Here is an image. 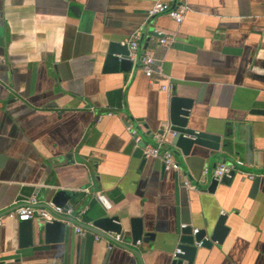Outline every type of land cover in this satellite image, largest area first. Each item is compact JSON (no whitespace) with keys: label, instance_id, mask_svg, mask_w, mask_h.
Returning a JSON list of instances; mask_svg holds the SVG:
<instances>
[{"label":"crops","instance_id":"obj_1","mask_svg":"<svg viewBox=\"0 0 264 264\" xmlns=\"http://www.w3.org/2000/svg\"><path fill=\"white\" fill-rule=\"evenodd\" d=\"M156 1L0 0V264H171L182 224L213 230L221 214L229 234L196 264H264V114L253 112L264 110V0H188L182 23L150 16ZM160 31L174 41L161 44ZM135 34L137 58L156 59L152 77L137 59L129 73L106 72L109 43ZM174 91L193 99L194 128L222 138L219 151L179 150V171L143 152L158 137L170 145L160 130ZM224 160L260 176L254 195L239 172L209 191ZM59 190L80 222L120 215L133 247L130 220L141 218L154 238L135 246L140 256L70 224L46 242L33 219L34 244L20 247L19 220L6 214Z\"/></svg>","mask_w":264,"mask_h":264},{"label":"water","instance_id":"obj_2","mask_svg":"<svg viewBox=\"0 0 264 264\" xmlns=\"http://www.w3.org/2000/svg\"><path fill=\"white\" fill-rule=\"evenodd\" d=\"M153 33L156 35V32ZM129 54L130 50L127 44H122L118 41L110 42L105 49V71H122L125 73L132 71L135 62L128 58ZM139 60L140 56H138L136 60V65H138ZM192 107L193 99L190 97L180 96L176 94V92L171 97L169 115L160 130L162 135H167L171 139L170 145L166 147V149H170L175 155H178L179 150L184 155H188L195 145L219 151L221 149L222 139L220 135L212 134L204 130H197L193 127V123H191L190 120ZM253 112L264 114V110L261 109H255ZM231 149V146H228L227 144L224 145V150L226 152L231 151ZM233 161L235 160H224L221 162L230 163ZM236 175L237 172L232 171L229 176H224L220 181H217L212 177L209 184V191H216L219 183L229 184ZM260 182L261 178L260 176H257L253 181L252 195L258 191ZM52 201L65 208L71 206V204L68 203V193L65 190L57 191ZM60 217L72 220L83 228L88 229L97 235L108 238L115 243L116 246L134 251L139 256L140 252L135 246L142 241L148 242L154 238V233L145 230L141 218L130 220L132 247L128 244L116 242V240H114V237L118 234L122 235L125 233V221L120 215H110L106 213L93 220L90 224L80 222L78 219L71 216L61 215ZM226 220L227 215L221 214L213 230L204 228L199 230L198 233H193V228L190 226L182 229L180 243L178 245V249L181 250V253L174 255L171 264H196L195 261L197 254L201 248H211L215 242L222 243L229 234L230 228L227 226ZM66 226L67 224L60 220H55L51 223L42 222L39 227V232L44 234L46 242H60L65 237ZM19 230L20 247L26 248L32 246L35 239V225L33 220L19 221ZM199 242H202V244L198 245ZM15 262H20V258H16Z\"/></svg>","mask_w":264,"mask_h":264},{"label":"built area","instance_id":"obj_3","mask_svg":"<svg viewBox=\"0 0 264 264\" xmlns=\"http://www.w3.org/2000/svg\"><path fill=\"white\" fill-rule=\"evenodd\" d=\"M175 2V4H172ZM189 10L188 0H157L153 5L152 9L150 10V16H156L160 14H167L171 18H173L176 22L182 23L185 19L186 13ZM159 42L164 45H169L174 41V38L171 36H167L163 34V32H158ZM126 44L129 46L130 54L129 59L135 61L137 59V51L140 47L139 37L138 35L132 36ZM140 63L141 68L144 73L148 77H152L155 66H156V59L151 52H147L144 55L140 56ZM129 131L135 135L137 134L136 129L134 128L133 124L128 125ZM138 140V139H137ZM165 143V139L162 137H158L156 145H146L143 148L144 155L146 157H155L159 158L162 163L164 164L165 168L168 170H180V163L176 159V155L170 149L163 148ZM245 163L242 160H235L233 162H220L215 166L212 171V177L220 181L224 176H229L232 171H236L237 173H246L249 178L255 179L257 176L250 172H245L243 166ZM207 173V170L205 171ZM184 184L187 188L191 190H197V186L193 184L189 178H184ZM102 197V196H100ZM75 209L74 207L70 206L65 208L63 206L57 205L53 201H48L44 204H39V202L35 199L26 202L23 205H20L14 210H11L6 215L11 217L18 218L19 221L22 220H33L38 219L44 223H51L55 220H60L65 222L66 224H70L74 226L75 231L77 234L83 236L88 233V229L83 228L79 224H76L72 220L64 219L60 217L61 215L71 216L74 217ZM78 218V217H77ZM2 218H0V227L2 226ZM79 219V218H78ZM189 227L187 224H182V229ZM200 229L193 228V233H198ZM96 240L104 239L108 242L109 248H113L116 246L115 243L110 241L106 237H102L100 235L95 234ZM116 242H123V236L118 234L114 237ZM202 242H199L198 245H201ZM177 253H181L180 249H177L174 255Z\"/></svg>","mask_w":264,"mask_h":264}]
</instances>
